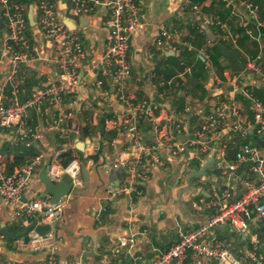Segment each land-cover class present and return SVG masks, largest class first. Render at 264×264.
Returning <instances> with one entry per match:
<instances>
[{
    "label": "crops",
    "instance_id": "obj_1",
    "mask_svg": "<svg viewBox=\"0 0 264 264\" xmlns=\"http://www.w3.org/2000/svg\"><path fill=\"white\" fill-rule=\"evenodd\" d=\"M170 1L149 0L141 5L140 19L143 26L129 40L127 62L130 76L124 92L132 95L137 102L154 103L157 106L154 116L159 123L158 132L166 135V138L169 135L174 137V142L182 150L174 146L170 149L155 148L151 151L152 155L159 156L164 162V167H152L150 171L145 172L144 178L141 176L143 170L139 167L131 174L128 162L137 154H134L132 143L134 134L113 127L112 121L124 116L126 108L114 94L111 83L106 78L100 89L89 82L82 83L75 93L64 95L59 105L53 106L46 102L39 108L29 110L23 119L22 128L0 127V170L4 174H10L6 171V165L14 161L15 157L23 159L24 166L35 157L41 158V163L35 168L30 185L20 201L10 206L0 204V259L3 263L41 264L44 260V252H30L19 247L20 242L25 243L33 224L36 221L40 224L36 216L24 215L23 203L30 198H46L50 202L52 197L44 195V186L40 183L38 175L47 161L50 162L59 152H62L61 155L71 154L73 159H77L82 165H85L91 156H96L97 161L92 166L85 165L89 181L64 196L66 205L56 221V227L52 229L57 239L56 264H148L177 243L182 234L205 224L213 213L212 210L203 208L201 202H207L211 198V187L214 183L222 185L223 162L218 159L217 153L211 156L209 153H201L205 158L200 166L208 157L217 160L218 164L207 169L205 177L193 179L190 187L185 190V180L190 171L200 168L194 165L200 151L188 142L183 143L176 139L175 125L184 121L190 129L188 133L183 132V135H191L218 102L227 101L235 80L239 85L244 83L248 92L264 104V83L247 68L239 75L232 76L221 54L216 57L217 66H211L215 57L212 50L217 44L227 47L234 44V47L239 49L237 44H240L239 36L243 30L236 26L235 17H228V22H231V26L228 25L231 37L228 35L230 32L225 29H216L214 34L213 30L208 32L210 25H206L205 30L198 33L196 28L199 23L191 25L186 31V18L168 8ZM12 2L25 8L26 18L29 8L32 7L33 19L36 22L33 27L25 30L29 45L27 52L33 59L21 62L17 68L18 86L15 100L22 103L41 90L48 79L56 78L57 67L51 60V42L47 39L46 43L42 41L44 34L40 33L37 25L32 0ZM51 2L55 6L59 2L69 5V0ZM257 2L264 14V0ZM221 4L226 8L228 6L223 1L206 0L203 6H212L211 11L205 12L206 17L218 16L216 12H220ZM59 16L76 23L77 28L74 31L81 37L88 58L105 50L107 31L103 22L108 17L107 10L101 9L94 14L80 17L60 12ZM261 19L264 20V15ZM0 21H3L1 10ZM247 23L246 39L241 44L243 50L239 49L244 58V63H241L245 67L246 59L257 57L261 49L262 58L255 63L264 72V27L256 28L253 20ZM161 26L170 33L179 31L184 36L178 43L170 44L165 41L158 47L156 40L160 36ZM3 34L0 32V53ZM88 35H91L90 40L86 37ZM14 49L17 53L25 52L19 47ZM198 55L203 56L204 67L199 63ZM41 57L46 59L41 60ZM207 67L210 68L209 76L204 70ZM10 68L8 61H0V93L6 97H12V87L7 80ZM102 93H105L104 99L100 98ZM236 99L242 107L243 116L253 125L247 102L241 96ZM68 112L73 113L71 121L78 124V135L67 130L63 135L53 125L54 120L62 118ZM71 121L63 119L61 125H68ZM153 130V124L145 119L136 123V131L146 146H153L158 142V136ZM249 134L251 141L244 143L258 145L257 147L264 144V137L258 136L253 130L245 137H240L233 129V120L228 119L225 129L214 142L218 143L215 147L217 151L224 148L225 160L230 163L234 158L228 160V147L239 139H245ZM80 142L84 144L83 151L76 149ZM259 148L264 151V146ZM141 159L145 165H151L149 154L141 153ZM17 169L20 168L13 171ZM249 178V166L241 165L232 182L233 198H238L243 191L240 179ZM109 186H112L116 193L111 202H107L104 197L105 189ZM226 228L229 227L218 226L214 230V236L229 246L234 254H238L247 246V241ZM262 228L264 233V219L251 226V231L257 235V239L258 231ZM122 239L126 240L123 246L120 245Z\"/></svg>",
    "mask_w": 264,
    "mask_h": 264
},
{
    "label": "built area",
    "instance_id": "obj_2",
    "mask_svg": "<svg viewBox=\"0 0 264 264\" xmlns=\"http://www.w3.org/2000/svg\"><path fill=\"white\" fill-rule=\"evenodd\" d=\"M221 1L228 4L237 2V0ZM32 2L35 10L37 8L39 30L52 45L51 60L57 67L56 78L48 79L42 89L32 94L26 101L16 102L18 65L33 59L27 52L29 45L25 36L27 29L25 24L28 23V20L24 15L25 8L21 4L12 2V0H0L3 19L0 21V32L4 33L0 61L6 60L11 65L7 80L12 87V97H6L0 93V127L22 128L23 119L29 110L39 108L46 102L53 106L59 105L64 95L75 93L82 83L89 82L100 89L106 78L111 83L114 94L119 97L118 99L126 108V114L115 118L112 125L116 129L127 130L134 134L132 143L134 154H137L128 162V170L133 174L139 167L143 170L141 176L144 178L145 172L150 171L152 167H164L163 160L159 156L152 155L151 151L158 147L170 149L174 146L179 150L182 148L174 142V137L169 135L166 138V135H161L158 132L159 123L154 116L157 106L154 103L137 102L132 95L124 92L130 76L127 62L128 44L130 38L143 26L140 19V7L143 5V0H69V5L66 2H59L57 6L51 0H32ZM188 2V0H171L167 6L176 12L186 8ZM254 2L256 3V0ZM256 4L243 5L249 10V15L251 14L248 19L256 23V28H262L264 20L257 19L256 15L259 13L260 7ZM101 9L107 10L108 15L103 22L107 31V46L102 53L88 58L81 37L76 31L69 30L62 23L63 17L61 18L59 13L67 12L80 17L94 14ZM190 11L194 15L191 25L200 19H202V26L213 22L220 24L221 20L218 16L208 18L202 16L197 3L192 4ZM259 20L263 24H260ZM241 24L238 22L240 27H242ZM159 30L160 36L156 40L158 47L165 41L170 44L178 43L184 36L179 31L170 33L164 26L159 27ZM197 31L202 33L203 28L197 27ZM86 37L91 39V35ZM14 47H19L25 52L17 53ZM261 58L260 49L258 56L246 59L245 67H243L255 73L264 83V72L255 63ZM40 59L45 60L46 58L41 57ZM231 87L232 90L227 101L218 102L202 119L200 126L191 133V139L186 141L190 146L197 147L200 153H209V156L217 153L218 159L223 162L222 185L214 183L211 187V198L207 202H201L203 208L212 210L213 213L205 224L182 234L177 243L148 264H264V256L260 251L257 235L251 231V226H255L256 222L264 219V151L250 143H243L235 153L234 160L227 163L224 148L217 151L215 146L218 143H214L225 129L228 119L233 120V129L238 132L240 137H245L252 130L258 136L264 137V104L248 92L244 83L239 85L235 80ZM237 96L243 97L247 102V110L252 115L253 125H250L243 116L242 107L236 99ZM105 97V93L100 95L102 99ZM72 118L73 113L68 112L62 118L54 120L53 125L63 135L66 134L65 130L78 135V124L71 121ZM63 119L71 122L62 126ZM142 119L153 124V132L158 136V142L153 146L144 145L141 136L136 131V123ZM189 129V125L184 121L179 122L175 125V134L183 135L185 132L188 133ZM24 135L23 137L26 136ZM162 138L165 139L160 142ZM61 153L59 152L51 159L46 175L52 182H58L63 175H66L71 181L72 189L81 188L84 184L81 178L82 164L77 159H73L67 166H62L59 161ZM141 153L150 155V166L143 163ZM40 160V157H35L27 165L10 174H4L0 170V204L2 206H10L20 201L30 185L35 168L41 163ZM245 164L249 166L251 178L240 179L243 191L238 198H233L234 185L232 182L237 169ZM85 165L92 166L93 160L88 158ZM115 195L112 186L105 189L104 197L107 202H111ZM65 205V197H61L55 204H51L46 198H30L23 203V213L26 217L36 216L42 225H51L59 219ZM220 225H227L232 231L244 237L247 246L238 254H234L229 246L214 236L215 228ZM56 241L52 230L45 237L32 230L28 233L27 242H20L19 247L30 252H44L45 257L41 264H56ZM125 243L126 240L120 241L122 246ZM0 264L21 263H3L0 259Z\"/></svg>",
    "mask_w": 264,
    "mask_h": 264
},
{
    "label": "water",
    "instance_id": "obj_3",
    "mask_svg": "<svg viewBox=\"0 0 264 264\" xmlns=\"http://www.w3.org/2000/svg\"><path fill=\"white\" fill-rule=\"evenodd\" d=\"M27 20L30 27H33L36 24L32 15V7H30L28 10ZM62 23L71 31L76 30L77 28L76 23L69 18L62 19ZM217 48L219 49L224 60L226 61L230 72L239 73L243 71L244 67L239 60L241 52L238 48L234 47V44L231 45L229 48L224 45L217 44ZM175 137L176 139H178L183 143L191 139V135H187L185 137L184 135L175 134ZM83 148H84V144L82 142H80L76 146V149H78L79 151H83L84 150ZM216 164H218L217 160H212L211 157H208L202 163V165L198 170L197 169L191 170L185 180L186 183L185 190L190 187L191 181L193 179H199L201 177H205L207 175V169L211 168L213 165ZM48 165H49V161H47L46 166L43 167L42 170L40 171L38 175V179L40 183L44 186V195H50L52 197L50 203L55 204L61 197L68 196L71 193L72 184L70 179L66 175H63L60 181L52 182L46 175ZM81 177L84 180V182L89 181V174L85 165H81ZM36 222L31 227L32 229L30 228L29 230H34L36 233H38L43 237H45V235L48 232H50L53 228L56 227V222L52 223L51 225H42V224H37ZM27 233L25 232L26 235ZM27 239L28 236L26 237L25 242H27Z\"/></svg>",
    "mask_w": 264,
    "mask_h": 264
},
{
    "label": "rangeland",
    "instance_id": "obj_4",
    "mask_svg": "<svg viewBox=\"0 0 264 264\" xmlns=\"http://www.w3.org/2000/svg\"><path fill=\"white\" fill-rule=\"evenodd\" d=\"M146 1H149V0H143V2L145 3ZM162 1V0H161ZM189 2L186 4V8H184L183 10H177L178 12H179V14L180 15H184V18H186V31L189 29V27H191V23L193 22V20H194V15H193V13L190 11V8H191V6H192V4H194V3H196V2H193L192 0H188ZM217 2H222L221 0H216ZM248 3H254V4H258V6L260 7V4H259V2H257V0H256V3L254 2V0H237V2L236 1H234L232 4H228L227 3V8L229 7V9H230V15H229V17L230 16H232V17H235V21H237V23H236V26L239 28V29H241L242 28V32L240 33V36H239V43L240 44H237V47H239V49L242 51L243 50V48H242V45L241 44H243V39H244V37H245V29H247V25H248V21H249V19H248V17L250 18L251 17V14L249 15V10L245 7V5H247ZM198 4V6H199V10H200V12H201V14H202V16H206L205 14V12L202 10V4H199V3H197ZM243 4H245V5H243ZM256 4V5H257ZM168 5V4H167ZM28 8V6L26 7V9ZM36 11H37V8H36V10H35V14H36ZM176 11V12H177ZM242 11V12H241ZM26 12V11H25ZM241 14V15H240ZM263 12H262V7H260L259 8V13L256 15L257 16V19H261V18H263ZM36 16V20L38 21V18H37V14L35 15ZM220 18V17H219ZM221 20V19H220ZM262 20V19H261ZM261 20H259L261 23L260 24H263L262 23V21ZM201 21H202V19H200L197 23H199L198 24V26L197 27H199V26H202L201 25ZM228 21H230L229 20V18L227 19V21H223V20H221L220 21V24L218 25V24H216L215 22H213V23H211V24H207L206 23V25H210V29L208 30V32H211V30H213V32H212V34H214V30H219V29H225L226 31H229L230 30V27L229 26H231V22H228ZM227 22H228V24H227ZM238 22L239 23H242L241 24V26L242 27H240L239 25H238ZM26 28H28V25H29V23H27L26 22ZM190 25V26H189ZM206 25H204V26H202V28H203V31L205 30V28H206ZM229 25V26H228ZM30 27V26H29ZM106 30V29H105ZM196 31H197V28H196ZM220 31V30H219ZM198 32V31H197ZM230 33L228 34L229 35V37H231V31H229ZM41 34H42V32H40ZM199 33V32H198ZM228 33V32H227ZM42 36V35H41ZM44 36V37H43ZM42 36V41H43V43H46V37H45V35H43ZM38 38V37H37ZM47 41H49L48 39H47ZM129 45V44H128ZM217 46V45H216ZM216 46L213 48V54H214V56L215 57H213V60L211 61V66H212V68H215L216 66H217V62H216V57H219V55L221 54L220 53V51H219V49L218 48H216ZM229 46V45H228ZM226 47H227V45H226ZM229 48V47H228ZM218 49V50H217ZM197 59H198V61H199V63L204 67L205 66V64L203 63V61L202 60H204V58L202 57V56H200V55H198L197 56ZM239 60H240V62H242V63H244V58H243V56L241 55V57L239 58ZM208 67H209V65H208ZM207 67V69L205 68L204 70H205V72L207 73L206 75L207 76H209L208 75V70H210V68H208ZM216 70V69H215ZM239 73H241V72H239ZM239 73H231V75L232 76H236V75H239ZM220 226H223V225H220ZM224 226H227V225H224ZM228 227V226H227ZM217 228V227H216ZM215 228V229H216ZM227 230L229 229L230 231H232L230 228H226Z\"/></svg>",
    "mask_w": 264,
    "mask_h": 264
},
{
    "label": "trees",
    "instance_id": "obj_5",
    "mask_svg": "<svg viewBox=\"0 0 264 264\" xmlns=\"http://www.w3.org/2000/svg\"><path fill=\"white\" fill-rule=\"evenodd\" d=\"M192 1L203 5V3L206 0H192ZM211 7L212 6H210L209 8H205L204 6H202V10L204 12H209V11L212 10ZM216 13L220 17L221 20H226L229 17V15H230V9L224 7V5L221 4L220 5V12H216ZM28 28H29V25H28ZM245 39H246V36L244 37L243 40H245ZM257 139L259 140V138H257ZM249 141H251V134H249L248 137H246L245 139H239V140L235 141L232 146H229L228 150L226 151V156H227L228 160L231 161L234 158L235 152L237 151V149H238L240 144H242L244 142H249ZM260 146H264V144L259 145V147ZM91 158L93 159V164H94L97 161V157L96 156H91ZM204 158H205V155L199 153L196 156V159L194 161L195 162L194 163L195 167L199 168V166H200L201 162L204 160ZM72 159H73V156L71 154H69V153L63 154L60 157L61 164L63 166H67L72 161ZM24 164H25V161L23 159H21L19 157H15L14 161H12L10 163H7L6 171H7V173H11V172H13V170L15 168L23 167ZM192 181H194V180H192ZM258 240H259V243H260V251H261L262 255L264 256V233H263V228L258 231Z\"/></svg>",
    "mask_w": 264,
    "mask_h": 264
},
{
    "label": "clouds",
    "instance_id": "obj_6",
    "mask_svg": "<svg viewBox=\"0 0 264 264\" xmlns=\"http://www.w3.org/2000/svg\"><path fill=\"white\" fill-rule=\"evenodd\" d=\"M54 171H55V169H54Z\"/></svg>",
    "mask_w": 264,
    "mask_h": 264
}]
</instances>
